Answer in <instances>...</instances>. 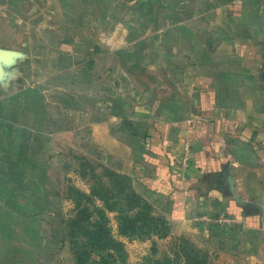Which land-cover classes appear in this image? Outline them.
Returning <instances> with one entry per match:
<instances>
[{"label": "crops", "instance_id": "1", "mask_svg": "<svg viewBox=\"0 0 264 264\" xmlns=\"http://www.w3.org/2000/svg\"><path fill=\"white\" fill-rule=\"evenodd\" d=\"M52 158L131 177L217 264H264V0H0L1 248Z\"/></svg>", "mask_w": 264, "mask_h": 264}, {"label": "rangeland", "instance_id": "2", "mask_svg": "<svg viewBox=\"0 0 264 264\" xmlns=\"http://www.w3.org/2000/svg\"><path fill=\"white\" fill-rule=\"evenodd\" d=\"M111 13L117 14L118 7ZM49 161L52 164L46 177L36 171L31 178L38 182H17L16 196L7 202L8 211L3 212L14 225V246H0L7 255H2L1 264H11L12 260L14 264H185L179 255L184 241L195 254L206 257L208 264H217L214 254L191 239L172 235L167 220L169 230L160 227L150 234L121 235L118 218L129 213L130 207L120 191L125 188L128 193L130 183L109 175L100 162L78 158L72 163L63 158L60 174L61 160ZM44 177L46 182L39 181ZM92 192L97 197H92ZM85 211L91 214L90 219L79 222L74 237L60 244L55 237L60 224L69 226L82 219L79 212ZM22 228L28 232H22Z\"/></svg>", "mask_w": 264, "mask_h": 264}, {"label": "trees", "instance_id": "3", "mask_svg": "<svg viewBox=\"0 0 264 264\" xmlns=\"http://www.w3.org/2000/svg\"><path fill=\"white\" fill-rule=\"evenodd\" d=\"M107 173L113 177H118L130 183L128 193L126 192L127 190L125 188H122L120 191V194L124 195V199L128 202L130 207L129 213L122 214L118 218L119 233L121 235L133 236L139 234H150L153 231H158L160 227L163 230L168 229L167 221L163 218L156 217L153 214L152 205L147 202L140 194H138L131 177L119 174L109 168L107 169ZM94 196L97 197L95 193L92 192V197ZM92 197L88 196L90 201ZM102 200H105V198H102ZM79 215L82 216V219L80 217L78 221L64 227L63 242L65 239H67V237H74L77 228L80 225L79 222L88 221L91 217V214H88L86 211L79 212ZM180 250L181 251L179 252V255L184 258L185 264H208L207 258L195 254L194 249H192V246L189 245L187 241H184V244L181 246Z\"/></svg>", "mask_w": 264, "mask_h": 264}]
</instances>
